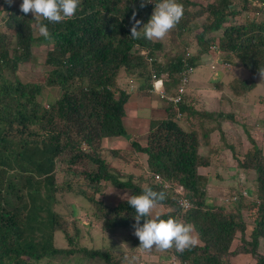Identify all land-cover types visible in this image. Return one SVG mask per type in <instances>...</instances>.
<instances>
[{"label":"trees","instance_id":"trees-1","mask_svg":"<svg viewBox=\"0 0 264 264\" xmlns=\"http://www.w3.org/2000/svg\"><path fill=\"white\" fill-rule=\"evenodd\" d=\"M261 1L177 0L184 6V15L175 27L176 46L167 54L161 52L163 42L143 38L142 29L137 40L130 32L133 13L142 28L160 0L144 7L141 0H81L74 18L58 24L41 20L48 24L51 39L38 33L31 13L20 10L17 2L21 5L23 0L11 4L0 0V264H39L45 257L74 254L99 258L103 264H160L145 260L135 248L80 244L79 224L85 221L74 204L68 206L63 200L68 193L86 200L87 225L97 222L108 232L117 228L134 231V209L126 199L109 204L100 197L103 181L127 189L128 195L141 194L145 185L165 191L167 198L160 204L163 210L158 211L161 218L174 217L194 226L199 244L183 253L164 251L166 264L172 255L179 264H230L231 257L245 253L255 264H264L259 248L264 239V140L258 144L250 133L253 128L241 123L250 145L238 157L223 131L225 122L239 121L235 113L196 108L186 90L189 72L214 48L217 62L239 64L249 72L225 83L232 95L248 101L255 77L264 69ZM243 13V19H237ZM199 16L204 19L190 35L187 26ZM38 45L44 46L45 76L21 79V67L33 61V47ZM157 79H162L168 96L176 95L183 85L181 98L168 103L164 117L149 120L144 143L129 139L131 148L145 157L139 171L115 169L102 154V140L127 133L125 104L135 89L129 90L130 81L147 94ZM177 111L181 117L196 113L210 127L202 133L198 126L184 129ZM213 131L232 152L237 168L253 172L252 196L243 194L246 189L240 185L231 190L236 200L230 195L227 201L207 203L209 177L201 169L210 166L211 160L209 154L199 152V146L209 144ZM58 170L64 175L60 182ZM178 185L189 192L187 209L177 202L173 189ZM57 233L65 245H57ZM129 235L134 246L138 245L133 232Z\"/></svg>","mask_w":264,"mask_h":264},{"label":"rangeland","instance_id":"rangeland-1","mask_svg":"<svg viewBox=\"0 0 264 264\" xmlns=\"http://www.w3.org/2000/svg\"><path fill=\"white\" fill-rule=\"evenodd\" d=\"M198 3H205L207 1L211 0H195ZM20 6V2H17ZM234 6H236V3H234ZM154 11V8L152 10V13ZM5 13V11H4ZM3 12L1 13V16L5 14ZM245 13L240 14L237 16V19L242 20ZM204 19V16H199L194 21H192L187 26V32L194 33L199 29L200 23H202ZM4 28V27H3ZM218 32L215 33L217 35ZM176 38H175V28L169 33V35L162 40L164 49L161 52H166L167 54H170L171 51L174 50L176 46ZM34 55H33V61L26 64L25 66L21 67L19 77L21 79H34V80H40L43 79L45 76V69L46 66L42 65V59H43V52H44V46H34L33 47ZM212 55V51L209 53H206L202 56L200 64L192 68V70L189 72V78H188V85L186 87V90L188 93H192L194 90V85L192 84V79L194 78H201L204 82V88L198 89L199 93H201L202 97L207 100V102H211L214 105H211L213 108H220L225 109V111H232L235 113V116L239 118L238 112H240V109L243 108L244 104L243 102L254 103L255 100H258L259 97L263 96L261 98V102L258 104H255L253 106H249V111H247L250 115H253L254 119L257 120L259 124H262V126L257 129L256 131H261V134L254 133L253 136L257 140L258 144H261V141L264 140V81L261 80L260 75H257L255 77V87L251 90L249 93L248 101L244 99V96H234L229 92L227 86L225 85L226 82H228L233 77H246L249 75V72L239 64H233L232 66L223 69L221 66L217 65L215 61H213V64L217 66L215 69L210 67V63L206 61V59L210 58ZM219 69V70H218ZM220 69H223L220 71ZM215 73V74H214ZM214 76H211L213 75ZM225 79L223 82L222 80ZM201 80V81H202ZM200 81V80H198ZM220 81L223 83V85H216V82ZM200 86V85H199ZM209 88L211 89H208ZM136 86L134 89V92H136ZM154 96H158L159 94L155 93L154 91L151 93ZM150 94V95H151ZM194 94H192L193 96ZM157 97V98H158ZM211 97V98H210ZM148 99V97H143L142 95L139 97L138 100ZM151 101H157L155 98H150ZM205 106L207 104L205 103ZM222 106V107H221ZM183 117H181L182 119ZM240 120V119H239ZM179 122V121H178ZM184 122V119H183ZM242 124H245L243 121ZM235 125V124H234ZM236 127V125H235ZM238 130L239 127H236ZM241 131V130H239ZM217 135V133H216ZM245 136V133L242 131L240 133V136ZM218 136V135H217ZM240 136H233V145L235 148V152L237 153L238 157H241V154L244 153V151L247 149V147L250 145L248 139L246 137L240 138ZM126 137L129 139V133L127 132L126 135L120 136L117 140L115 138H105L102 140V154L107 159L110 160L111 165L114 166L115 169L123 168L125 171H133L138 172L139 171V164L144 165V155L140 153H136L130 146L129 140L126 139ZM146 138V136H145ZM244 139V140H242ZM224 145V144H223ZM222 146V148H213L212 150V159L217 164L213 166L211 169H216V172L213 174L209 173V181L207 182L205 189L207 192V203L214 204V203H220L226 199L227 195H231V190L235 188H239L240 185H243L249 193V196H252L254 194V184L255 181L252 177L253 172H244L240 168H237L235 157L232 156V152L228 147L225 145ZM263 149L264 144L262 143ZM113 149H118L115 154H111L110 151ZM199 152L201 154H208L209 152V145L207 143H200L199 146ZM229 154V155H228ZM83 166V164H81ZM230 165V166H229ZM89 166V165H87ZM234 166V167H233ZM225 167V168H224ZM227 167L230 168V172L228 173ZM209 168L205 167L201 169V172L208 170ZM234 170V172H233ZM238 175L241 176L242 179L238 178ZM254 176V175H253ZM64 178L63 172L58 170L57 172V181L60 182ZM102 191L101 196L107 203L114 204L119 198H122L125 193L128 194V190H121L117 187H114L109 182L102 183ZM63 200H65V203L70 206L71 204H74L76 208L78 209V215L80 216L82 221H85L83 223L79 224V227L81 229L80 232V244L87 246V247H101V246H116L123 249H131L135 248L142 252V257L145 260L154 261H160V264H166V255L165 252H161L159 250L153 249L151 252H144L140 250L139 244L134 246L133 239L130 238V235L133 231L132 229H124V228H117L113 232L104 231L100 228V224L95 222L91 226L87 225V218H86V207L87 202L84 198L80 196H76L74 194L68 193L65 194L63 197ZM59 210H61L63 213H67V209L63 205H58ZM162 206H159L157 208V212L163 210ZM244 216H246L247 212L243 213ZM250 229L248 228V231ZM57 245L63 246L65 245V241L62 240V235L60 233H57ZM260 251L264 252V239H260ZM170 258V257H169ZM159 259H162L159 260ZM39 264H103L101 259L99 258H85L79 254H74L71 256H51V257H45L43 258ZM230 264H255V259L249 254H238L236 256H233L230 258Z\"/></svg>","mask_w":264,"mask_h":264},{"label":"clouds","instance_id":"clouds-1","mask_svg":"<svg viewBox=\"0 0 264 264\" xmlns=\"http://www.w3.org/2000/svg\"><path fill=\"white\" fill-rule=\"evenodd\" d=\"M7 2L11 4L13 0H7ZM80 3L81 0H23L20 10L25 15L31 13L35 21H37L36 28L38 33L45 39H51L48 24L42 23L41 20L48 21L51 24L70 20L75 17ZM146 3H151V0H141L140 6L144 7ZM183 15L184 6L178 3L177 0H160L159 3L155 4L150 19L146 24H143L142 28H140L142 22L137 20L136 13H133L130 29L131 37L134 40L140 39L142 29L143 38L149 41H162L177 26ZM259 75L261 80L264 81V69H259ZM160 80L162 81V79ZM154 81L150 92L154 91L159 94L162 91L163 81L155 83ZM134 88V83L130 81L129 90H133ZM164 100L167 103L171 102L167 99ZM181 116L177 118L178 121L181 119ZM187 193L189 196L188 191ZM246 195L249 196L247 191ZM228 196L226 199L224 198L225 201L229 199ZM166 198L165 191H155L147 185L143 186L141 194L128 195L125 193L122 197V199H126L127 204L135 211L133 216L135 223L132 225L134 229L133 235L139 240L138 248L144 252H151L153 249L161 252L175 249L176 252L183 253L185 250L194 248L199 244L198 235L195 234L192 224L185 223L174 217H169L168 219L161 218L160 213L156 210ZM182 206H189L188 202H182ZM141 221H143L142 224ZM173 256H170L169 263Z\"/></svg>","mask_w":264,"mask_h":264},{"label":"crops","instance_id":"crops-1","mask_svg":"<svg viewBox=\"0 0 264 264\" xmlns=\"http://www.w3.org/2000/svg\"><path fill=\"white\" fill-rule=\"evenodd\" d=\"M211 51H212L211 59L210 58L206 59V61L209 63H212L213 59H215V61H217L216 60L217 54L214 51V48H212L210 50V52ZM223 69H226V68H223ZM223 69H220V71ZM214 74L211 76H214ZM198 80H200V81H198ZM201 80H202L201 78H194V77L192 79V84L194 85L193 86L194 90L191 93V95L192 94H194V95L191 96L190 98H191V102L195 103V107L199 108L201 110L204 109L207 111H210V110L219 111L220 110L223 112H227L223 108L220 109V108L211 107V105H214V104H212L211 102H207V100L202 97L201 93H199V90H198V89H200V87L204 88V86H202V85H204V82H203V80L202 81ZM222 81L224 82L225 79H223ZM208 89H211V88H209V86H208ZM148 93L151 94L152 92L149 91ZM148 93L143 94L141 91H138V90L136 92L132 91L128 101L125 104L126 111H125V115L123 117L124 126H125L127 132L129 133V136H130L129 139L137 140L140 143L145 142V136L148 133L149 120L153 119V118L164 117L166 114L165 107L168 106V103L163 98H160L158 96H154L152 94L150 95ZM141 95L143 97H148V99L138 100ZM150 98H155V99H157V101H151ZM205 103L207 104V106H205ZM243 104H244L243 105L244 107L240 109V112H238L239 118H237L235 116V118L240 119V120L238 122L229 121V122H225L223 124V131L225 133V137L229 140V142L234 141L233 136H235V135L240 136V133H242V131H243L242 125H240V124L243 121L245 122L246 126H249L248 129L253 128V129H251V132H250L252 136L254 133H260L262 135L261 131H259V132L256 131L259 128V126L260 127L262 126V124H258V126L254 125V122L257 121L253 117L254 114L250 115L247 112V111H249V108H250L249 106H253V105L258 104V103H250L249 104L248 102H243ZM183 119H184V122H183ZM179 124L184 129H190V128L191 129H197V126L199 129V127H202V129L200 130L201 133L203 132V130L205 128L210 127V124L205 119H203L201 121V117H198V115L196 113L184 114V117L179 120ZM234 124L236 125V127H239L240 128L239 130H241V131H239L235 127ZM251 125H253V126L250 127ZM253 130H255V131H253ZM216 133L218 136L216 135ZM119 137L115 136L112 138H115V140H117ZM242 137H246V133H245V136H243V135L240 136V138H242ZM126 139H128V138L126 137ZM242 140H244V139H242ZM208 145H209L208 154L210 155L211 164H210V166L207 167V168H209L208 170H205L202 172L203 174L209 173V170H210L211 174L216 172V169H211V168H213L214 165L217 164L212 159V150H213V148H217V149L222 148L221 145H223L222 141L219 138V134L217 131H213L210 133ZM230 168L229 167L226 168L229 170L228 173H231ZM233 172H234V170H233ZM238 178L242 179L240 175H238ZM245 189L247 190V188H245Z\"/></svg>","mask_w":264,"mask_h":264},{"label":"built area","instance_id":"built-area-1","mask_svg":"<svg viewBox=\"0 0 264 264\" xmlns=\"http://www.w3.org/2000/svg\"><path fill=\"white\" fill-rule=\"evenodd\" d=\"M261 6H262V14L264 15V0L261 1ZM213 61H215V59H213ZM213 61H212V63H210V67L211 68H216L217 66H215L213 64ZM215 62L219 66H221L222 68H227V67L230 66V64L228 62H226V61H224V62H217V61H215ZM185 72H188V71H185ZM185 72H183V77H182V83L183 84L186 81ZM157 81L162 82L160 79H157V80L154 81V83L157 82ZM153 90H154V87H153ZM182 90H183V85H180L179 88H178V91H177V94L176 95H174V96H168V95L165 94L164 89H163V86H162V91L159 93V95H160V97H162L164 99H167V100H169V101H171L173 103H176L181 98V92H182ZM180 116H181V112L178 111L176 113V117L179 118ZM155 178L156 179H159L160 177H159V175L156 174L155 175ZM165 185H167V182H165ZM173 190H174L175 193H177V202L179 203V205L183 209L189 208L190 205H191V203H190V200H189L188 193H187V191H185V189L183 188V186L182 185L175 186ZM242 193L246 195V191L243 190ZM236 198H237V195H232V199L233 200H235ZM184 201H187L189 206H186V207L185 206H182V202H184ZM170 264H179L178 263V260L176 259V257L173 256L170 259Z\"/></svg>","mask_w":264,"mask_h":264}]
</instances>
